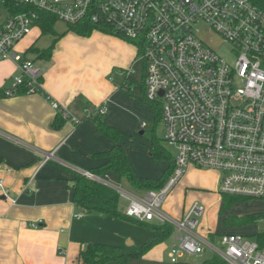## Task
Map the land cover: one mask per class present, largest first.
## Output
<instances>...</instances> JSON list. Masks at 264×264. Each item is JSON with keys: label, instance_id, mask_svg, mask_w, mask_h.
<instances>
[{"label": "built area", "instance_id": "obj_1", "mask_svg": "<svg viewBox=\"0 0 264 264\" xmlns=\"http://www.w3.org/2000/svg\"><path fill=\"white\" fill-rule=\"evenodd\" d=\"M0 9V63L11 62L19 71L5 90L8 97L21 88L26 94L41 90L40 69L16 47L43 14L136 45L144 98L160 111L164 140L175 152L171 173L159 189L146 192L134 191L124 180L113 186L92 173L83 176L115 190L127 218L173 226L172 264L205 250L226 264H264V234L255 241L217 235L218 246L194 234L203 210L197 203L178 222L161 212L189 167L220 173L221 195L264 201L263 7L254 0H0ZM201 24L231 45L233 62L204 42ZM52 106L60 111L57 103ZM105 113V106L97 110Z\"/></svg>", "mask_w": 264, "mask_h": 264}, {"label": "crops", "instance_id": "obj_2", "mask_svg": "<svg viewBox=\"0 0 264 264\" xmlns=\"http://www.w3.org/2000/svg\"><path fill=\"white\" fill-rule=\"evenodd\" d=\"M41 34L39 29L27 47L20 50L26 55L30 48L34 49L31 52L35 59L26 57L40 69L41 90L0 98V180L4 182L0 191V264H82L78 259L80 250L88 243L97 242L85 239L83 232L92 234L89 228L92 223L90 216H84L85 211L74 203V179L78 174L93 173L104 167L110 159L106 153L116 145L112 138L98 131L93 115L116 128L114 117L120 88L107 82L100 70L77 56L73 43L81 40L76 34L67 29L60 39L55 32L59 40L52 42L54 48L48 58L41 55L48 48L33 45ZM101 39L110 40L104 36ZM117 44L118 41L113 45ZM119 51L115 64L129 67L133 50H123V54L122 48ZM18 74L13 63H0V89L10 88ZM125 83L129 90L128 80ZM52 102L59 105L60 111L53 108ZM102 106L106 113L99 115L97 110ZM160 166L150 178H161L169 168V164L160 163ZM187 170L198 171L193 167ZM107 173L98 175L104 183L102 176ZM120 180L128 184L126 178ZM188 189L198 190L179 187L181 200L191 191L186 193ZM166 207L170 209L167 204ZM183 208L174 213L175 217L182 216ZM123 210L119 209L122 214ZM146 226L152 228V224ZM213 235L215 241L217 234ZM163 242L152 247L145 257Z\"/></svg>", "mask_w": 264, "mask_h": 264}, {"label": "rangeland", "instance_id": "obj_3", "mask_svg": "<svg viewBox=\"0 0 264 264\" xmlns=\"http://www.w3.org/2000/svg\"><path fill=\"white\" fill-rule=\"evenodd\" d=\"M3 14V10L0 9ZM55 32L60 36L64 31H67V24L57 21L54 23ZM200 34L207 45L214 49L218 55L227 62L235 60L234 54L231 52V45L223 41V39L211 31L205 24L199 25ZM37 27L32 28L28 37H25L21 43L16 47V51L27 47L30 39L38 34ZM79 37L81 42L73 43L77 50V56L85 60L87 65L100 70L105 75L107 82L116 83L120 88V94L116 101L117 106L114 120L117 122V129L119 134L118 143L123 145L125 154L130 165L132 173L139 177L150 178L153 176L160 163L169 164L167 160L157 161L151 156V148L153 146V139L157 142L168 154L169 158L173 157L175 152L172 146L167 144L164 140V125L160 120L156 122V112L151 104H148L143 95V64L138 58V49L136 45L123 38L115 36L112 32L92 31L89 35H80L70 31ZM108 38L110 40H102L101 38ZM60 39L61 36H60ZM59 37H54L49 34L37 35L33 45L38 48H49L52 42L57 43ZM78 40V39H77ZM116 41L119 42L116 46ZM110 42V43H108ZM79 44L84 46L81 48ZM134 52V58L129 67L120 68L115 60L119 57L121 51ZM54 48V47H53ZM130 48V49H129ZM23 50V49H22ZM27 52V51H26ZM30 59H35L31 51L26 53ZM37 64L40 61L36 59ZM36 65V64H35ZM123 65V63L119 64ZM125 80H128L129 90L125 86ZM152 106V107H151ZM145 124L144 127L142 125ZM143 132V134H141ZM161 167V166H160ZM188 169V168H187ZM198 171L190 172L186 170L180 181L172 188L165 201L161 206V212L170 217L172 220L180 221L183 214H186L194 203H197L202 208V213L197 216V225L194 229V234L201 239H208V235H243L249 241H255L258 236L264 234V201L258 199L240 198L238 202L224 206L222 204L221 193L219 191L220 173L214 170L196 169ZM188 173L190 175H188ZM148 176V177H147ZM110 185L115 186L118 182L117 176L108 172L102 176ZM158 179V178H150ZM129 187L134 191L140 189L134 188L128 183ZM195 188L198 190L188 189L187 195L183 200L181 190L179 187ZM177 190V191H176ZM204 190V192H202ZM202 194V195H200ZM170 198V200H169ZM169 200V201H168ZM167 202V203H166ZM123 200L119 199V209H124ZM165 204L170 206V209L164 208ZM182 206L184 211L181 217H175L174 213L181 212ZM83 214V213H82ZM254 214L259 216L255 222L246 224L228 225L224 220L228 217H243ZM90 216L92 225H89L92 234L84 236L86 241L97 242L102 244L120 245L127 251H138L144 245L149 243L156 231L149 226L137 223L135 221L114 218L108 215H102L95 212L85 213L84 216ZM82 220V219H81ZM156 224V223H151ZM125 237L127 239L124 241ZM172 235L165 240L159 247L152 251L148 258L146 253L139 258H128L126 264H172L168 253L172 245ZM86 242H83L85 244ZM215 243L219 246V236H216ZM149 251V250H148ZM147 251V252H148ZM215 256L214 252L206 250L201 255L187 256L184 255L179 261L189 263H202L204 260L212 259ZM107 264H117L116 262H109Z\"/></svg>", "mask_w": 264, "mask_h": 264}, {"label": "trees", "instance_id": "obj_4", "mask_svg": "<svg viewBox=\"0 0 264 264\" xmlns=\"http://www.w3.org/2000/svg\"><path fill=\"white\" fill-rule=\"evenodd\" d=\"M254 2L264 8V0H254ZM55 19L53 16L48 14L41 15L40 21L37 22L36 26L39 27L42 34H49L56 37L54 31ZM68 31H73L80 35H89L92 32V28L87 24H76L69 25ZM54 45V43H53ZM53 45L45 51L41 52L42 57L48 58L51 56ZM34 51L33 48L29 49ZM36 51V50H35ZM140 54V50H138ZM41 81V79H40ZM128 91V90H127ZM143 91V89H142ZM25 93L24 89H19L16 94L19 95ZM8 97L5 95V90L0 89V98ZM161 113L156 112V122L160 120ZM93 120L97 124V129L101 133L112 138L116 145L107 152V156L110 158L109 162L102 168L93 170L94 175L100 176L105 172L114 173L117 178H126L128 183L137 189L143 190H155L159 189L166 178L170 175L172 170L173 157L169 158L165 150L159 145L158 140L153 139V146L151 148V156L157 161L167 160L169 162V168L164 175L159 179H148L135 175L130 169L125 150L123 145L119 144L120 132L114 127L106 124L102 121V118L98 115H93ZM98 176V177H99ZM74 189V203L81 207L85 212H95L102 215H108L114 218H120L129 221H135L127 218L119 211V196L111 187L91 180L83 175H76L73 184ZM222 204L224 206L238 202L240 197L221 195ZM259 216L250 214L243 217L231 216L224 220L225 224H246L249 222H255ZM137 222V221H135ZM140 223V222H137ZM143 225H151V223H140ZM152 229L159 234L155 235L152 240L144 245L138 251H127L124 247L118 245H108L102 243H88L83 249L80 250L78 259L82 264H107L109 262H116L117 264H126L128 258H139L143 256L148 250L155 245L165 241L173 234V226L169 224H152ZM215 235H209L208 238L213 241ZM176 264H196L181 262ZM199 264H226L222 258L215 254L212 259L204 260Z\"/></svg>", "mask_w": 264, "mask_h": 264}, {"label": "water", "instance_id": "obj_5", "mask_svg": "<svg viewBox=\"0 0 264 264\" xmlns=\"http://www.w3.org/2000/svg\"><path fill=\"white\" fill-rule=\"evenodd\" d=\"M141 134H143V132H141Z\"/></svg>", "mask_w": 264, "mask_h": 264}]
</instances>
